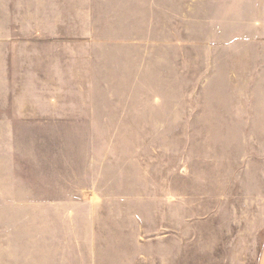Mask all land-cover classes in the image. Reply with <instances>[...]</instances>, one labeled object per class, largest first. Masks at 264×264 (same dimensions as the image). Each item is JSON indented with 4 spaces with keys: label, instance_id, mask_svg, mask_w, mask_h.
<instances>
[{
    "label": "rangeland",
    "instance_id": "374dc122",
    "mask_svg": "<svg viewBox=\"0 0 264 264\" xmlns=\"http://www.w3.org/2000/svg\"><path fill=\"white\" fill-rule=\"evenodd\" d=\"M230 180L264 181V0H0V226L51 181L223 204Z\"/></svg>",
    "mask_w": 264,
    "mask_h": 264
},
{
    "label": "crops",
    "instance_id": "0c3cea01",
    "mask_svg": "<svg viewBox=\"0 0 264 264\" xmlns=\"http://www.w3.org/2000/svg\"><path fill=\"white\" fill-rule=\"evenodd\" d=\"M186 182L158 202L59 197L51 181L46 195L2 212L0 264H264V192L248 190L264 181H227L223 204Z\"/></svg>",
    "mask_w": 264,
    "mask_h": 264
}]
</instances>
